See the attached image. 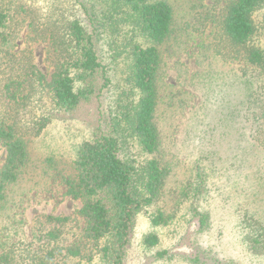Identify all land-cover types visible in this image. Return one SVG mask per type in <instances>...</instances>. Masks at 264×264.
Instances as JSON below:
<instances>
[{
  "label": "rangeland",
  "instance_id": "obj_1",
  "mask_svg": "<svg viewBox=\"0 0 264 264\" xmlns=\"http://www.w3.org/2000/svg\"><path fill=\"white\" fill-rule=\"evenodd\" d=\"M16 1L30 12L22 20L14 49L30 50L49 78L53 69L47 60L48 44L29 40V17L49 20L51 13L71 15L78 6L74 0ZM167 1L175 25L160 46L162 68L154 118L160 137L154 155L167 174L161 196L135 218L123 264H264V247L255 253L249 241L257 233L252 220L264 225V145L252 136L242 105L252 72L243 75L238 68L244 62L230 60L226 48V59L217 54L213 27L194 29L199 26L194 22L198 14L221 6L224 0ZM263 14L261 9L253 15L260 28L259 43L264 42ZM96 34L98 52L117 77L112 91L118 92L117 87L125 85L119 81L126 74L125 54L112 61L106 33ZM109 91L81 101L73 111H53V120L38 135L27 136L26 165L18 179L6 185L5 199L0 201V254L6 256L5 264H42L53 245L56 259L51 264H105L96 256L87 262L89 249H82L77 258L57 255L73 245L81 221L68 222L65 239L51 247L35 240L31 232L37 216H76L81 202L65 194L64 178L72 172L78 146L95 132L101 111H108ZM4 158L0 144V168ZM157 213L166 218L165 224L151 223ZM202 215L206 216L203 224ZM147 234H155L157 244H144Z\"/></svg>",
  "mask_w": 264,
  "mask_h": 264
},
{
  "label": "trees",
  "instance_id": "obj_2",
  "mask_svg": "<svg viewBox=\"0 0 264 264\" xmlns=\"http://www.w3.org/2000/svg\"><path fill=\"white\" fill-rule=\"evenodd\" d=\"M74 2L78 7L71 15L51 13L49 20L29 17V40L48 44L47 60L53 71L47 78L30 50L14 49L30 10L16 0H0V144L5 150L0 201L5 199L6 185L15 182L26 165L27 136L38 135L53 120V111H73L81 101L110 90L108 111H101L95 132L78 146L72 172L64 178L65 194L81 202L76 216H37L31 233L51 247L65 239L68 222L81 221L80 230L73 233V245L57 255L77 258L82 249H89L87 262L96 256L105 264H123L135 218L161 196L167 174L154 155L160 138L154 118L162 68L160 46L174 32V12L167 0ZM261 9L264 0H224L221 6L198 14L194 22L199 26L194 29L213 27L217 54L226 59V48L230 60L244 62L238 68L243 75L252 72L242 103L244 120L251 122L252 136L264 145V42L256 41L260 28L253 18ZM96 31L106 33L112 61L125 54L126 74L119 77L125 85L121 83L124 87L118 86V92L112 91L117 77L98 52ZM151 223L165 224L166 218L157 213ZM251 227L257 233L249 236L250 247L257 253L264 247V225L252 220ZM157 242L155 234L144 237L148 246ZM53 250L54 245L46 253L50 264L56 259ZM5 263L6 256L0 254V264Z\"/></svg>",
  "mask_w": 264,
  "mask_h": 264
}]
</instances>
